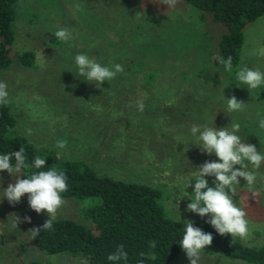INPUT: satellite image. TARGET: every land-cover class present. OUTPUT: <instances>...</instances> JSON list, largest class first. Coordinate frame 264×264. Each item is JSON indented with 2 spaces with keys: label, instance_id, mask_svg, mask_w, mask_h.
<instances>
[{
  "label": "rangeland",
  "instance_id": "1",
  "mask_svg": "<svg viewBox=\"0 0 264 264\" xmlns=\"http://www.w3.org/2000/svg\"><path fill=\"white\" fill-rule=\"evenodd\" d=\"M15 24V56L26 50L36 53L30 67L14 56L13 66L0 72V81L7 84L8 105L16 118L17 132L36 146L50 147L57 155L86 160L101 174L160 184L168 214L175 221L180 217L176 221L180 226L185 227L184 220L207 221V216L202 218L187 210L191 201L183 190V181L205 161H218L215 153L201 152L197 137L191 134L192 125L221 128L238 122L242 142L264 153V129L259 128V119L264 118V84L248 89L236 76L243 66L264 72V15L245 28L240 61L230 72L211 65L208 57L215 53L221 25L183 0H177L171 8L156 0H18ZM61 28L68 29L70 38L56 43L52 35ZM80 53L109 67L118 63L124 71L100 85L88 82L78 75L75 65L74 57ZM156 70L154 89L137 93L141 84L138 80L145 72ZM126 73L130 77L124 78ZM166 89L175 91L176 100L160 113H168L173 120L165 123L154 115L150 125L145 121L149 113L132 106L147 99V94L141 93L157 97L162 94L156 90ZM233 95L245 102V107L228 113L227 98ZM115 107L130 110L114 115L118 118L116 125L106 116ZM58 139H66L67 146L56 147ZM151 151L159 157L154 158ZM21 174L20 178H27L23 171L0 173V264H22L32 259L46 264H90L83 256L48 255L36 248L31 229L48 219L47 212L32 210L27 194L16 204L4 197V189ZM205 178L214 187L215 177ZM239 180L234 202L246 212L249 236L236 238L248 245H263L264 163L257 170L255 197L244 178ZM194 183L193 179L188 193L193 192ZM62 197L65 204L56 218H72L92 226L83 216V201ZM14 215L23 221L15 228ZM25 216L31 221L23 220ZM171 264L190 261L183 251ZM199 264L248 263L205 247Z\"/></svg>",
  "mask_w": 264,
  "mask_h": 264
},
{
  "label": "trees",
  "instance_id": "2",
  "mask_svg": "<svg viewBox=\"0 0 264 264\" xmlns=\"http://www.w3.org/2000/svg\"><path fill=\"white\" fill-rule=\"evenodd\" d=\"M17 1L0 0V72L13 66L15 60L12 46L16 35ZM183 1L190 7L201 10L206 16L210 15L222 27L215 53L208 55L211 57V65L224 69L216 58L220 56L227 59L231 56L232 67L236 66L241 57L244 30L250 23L264 15V0ZM52 37L57 43L59 39L55 35ZM15 57L26 67H30L36 61V53L32 50L23 51ZM133 69L130 68V70ZM157 76V70L145 72L138 80L141 84L137 85V93L153 90ZM125 77L130 76L126 73ZM131 79L135 84L137 83L134 77ZM156 92L162 95L152 97L147 92L141 93L147 94L145 95L147 99L143 103L144 110L149 113L150 118L145 121L151 125L155 121L154 115H158L162 118L161 121L171 123L172 116L160 112L169 102L175 103V91L169 93L172 91L166 89L164 92L158 90ZM167 96L169 99L164 100ZM200 103L204 102L200 101ZM136 104L134 102V105ZM115 108L112 112H106L108 122L114 119L112 121L114 125L117 124L115 120H118L114 115L123 114L124 111L128 114L130 111L120 107ZM132 108L138 109L135 106ZM194 116L196 117L197 114ZM163 117L166 118L163 119ZM21 146L25 149L28 163L31 164L36 156L46 160L43 169L26 168L22 171L26 175L52 167L64 171L67 176L68 191L61 195L83 201L84 203L81 202L83 216L92 222V226H87L72 218H56L53 221V230H41L39 235L33 238V243L38 250L48 255L65 253L83 256L89 260L90 264H113L107 260V256L121 244L128 253L126 264H137L141 259L144 260V264H171L184 251L179 244L184 227L169 216L165 193L160 184L153 185L101 174L86 160L67 158L57 155L56 151L50 147L36 146L26 136L17 132L16 118L11 107L8 104L0 105V154L18 151ZM151 154L156 159L159 157L155 152L151 151ZM12 164L15 165L14 158ZM188 173L190 172L186 174ZM46 220L39 222L36 228H40ZM194 226L212 233L213 241L206 247L216 249L222 256L248 264H264V244L252 246L236 237L222 236L206 221H196ZM149 241H155L156 247L151 248ZM141 252L145 254L144 257L140 256ZM150 255H154L155 259H149ZM22 264L46 263L32 259ZM116 264H125V262H116Z\"/></svg>",
  "mask_w": 264,
  "mask_h": 264
},
{
  "label": "clouds",
  "instance_id": "3",
  "mask_svg": "<svg viewBox=\"0 0 264 264\" xmlns=\"http://www.w3.org/2000/svg\"><path fill=\"white\" fill-rule=\"evenodd\" d=\"M156 2L171 8L176 5L177 0H156ZM77 8H81V5H77ZM70 35L71 33L66 28H61L55 32V36L61 41H67ZM216 59L224 66L226 72L232 70L231 56H228L227 59L218 56ZM74 61L78 75L85 77L88 82L94 81L96 85H100L104 81H111L118 73L124 71L122 65L118 63L109 67L83 53L77 54ZM236 76L238 81L247 86L248 89H256L264 84V72L259 68L243 66L237 71ZM8 96L6 82L0 81V105L10 103ZM137 107L142 112L144 103L139 101ZM244 107L245 102L238 100L233 95L227 98L225 111L228 113L242 111ZM259 128L264 129V118L259 119ZM239 131L240 124L235 121L231 122L230 127L221 128L192 125L191 134L197 137L199 143L196 145L199 146L201 152L209 155L215 153L218 161H205L201 164L192 176L183 181V190L191 201L187 204L189 212L198 214L202 218L207 216L206 222L222 236L230 235L232 238L246 239L249 236V221L246 218L245 210L234 202V197L237 195V188L240 186L239 178L241 177L246 181L251 196L257 195L254 185L257 181V170L264 163V153L258 151L255 145L242 142L238 135ZM27 132L30 135L31 129H28ZM66 146V139L56 141V147L63 149ZM13 158L15 165L12 164ZM45 164V158L40 156H36L31 164L28 163L25 149L22 146L18 151L0 154V171L7 170L11 175L22 173V170L26 168L43 169ZM237 165L239 167H236ZM249 165H251V169ZM21 176L22 174L17 175L15 182L8 184L4 189V197L10 204H16L27 194L28 203L32 210L37 213L47 212L48 219L43 225L40 228L31 229L32 238H35L41 230H53V221H55L59 209L65 204L61 194L68 191L67 176L64 171L55 167L32 172L27 175V178L22 179ZM208 176L215 177L214 187L209 186L208 180L205 178ZM193 179L195 180L193 192L188 193L186 189L193 186ZM23 220L30 222L31 218L25 216ZM179 220L180 217L176 219V221ZM20 222H23L21 218L14 215L13 227H17ZM183 223L185 227L179 244L185 251L190 264H199L201 252L206 246L211 245L213 235L194 226V222L191 220H184ZM232 242L234 243V239ZM149 245L151 248H155L156 242L149 241ZM140 256L144 257L145 254L141 252ZM148 258L155 259V256L150 255ZM107 260L113 264L121 261L126 264L128 253L125 251L124 245H118L115 251L107 256ZM137 264H144V260H139Z\"/></svg>",
  "mask_w": 264,
  "mask_h": 264
}]
</instances>
